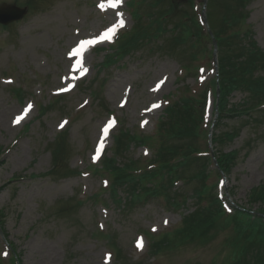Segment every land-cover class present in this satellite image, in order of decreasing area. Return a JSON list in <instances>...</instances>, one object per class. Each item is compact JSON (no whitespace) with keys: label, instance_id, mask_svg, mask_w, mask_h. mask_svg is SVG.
I'll list each match as a JSON object with an SVG mask.
<instances>
[{"label":"rangeland","instance_id":"374dc122","mask_svg":"<svg viewBox=\"0 0 264 264\" xmlns=\"http://www.w3.org/2000/svg\"><path fill=\"white\" fill-rule=\"evenodd\" d=\"M128 1L120 0L113 8L110 0H0V5L4 2L22 8L30 2L34 6L32 13L9 30L0 29V212L4 213L6 233V238L0 234L3 264L12 258L8 242L19 256V264H113L105 238L108 235L116 239L122 251V264H152L147 259L149 234L158 237L172 231L194 208L190 200L176 210L163 200L150 199L131 212H121L103 190L107 180L94 173L103 155H111L112 137L119 129L151 136L167 96L176 95L182 87L195 89L215 75L205 62L199 76L182 71L183 63L168 51L169 39L146 43L107 68L102 67L105 53L98 50L109 46L102 44L86 54L81 68L71 72L69 54L79 41L99 38L121 19L124 24L118 32L131 29ZM217 1L214 7L222 13L223 1ZM162 4L159 11H164ZM189 4L184 0L180 10L200 19L202 0L194 1V9ZM247 10L245 26L248 24L254 41L264 50V0H252ZM177 21L178 17L173 20ZM172 27L173 23L168 29ZM16 89L24 91L22 101L17 99ZM242 98L235 94L230 102L239 103ZM49 105L51 109L39 117ZM207 114L211 121L210 108ZM225 124L223 130H240L239 137L224 147L225 152L239 151V160L222 177L219 192L225 194L229 207H247L250 191L264 184V118L251 125L231 119ZM61 132H67L69 148L64 150L61 170L55 171L50 145ZM204 142L200 139V144ZM99 153L103 155L99 157ZM130 155L134 160L151 158L146 148L133 149ZM72 169L82 173L69 175ZM191 189L188 187L187 192ZM96 194L97 201H87ZM119 194L125 197L122 191ZM75 197L84 199V205L60 215L65 203ZM222 240L223 236L197 251L192 246L165 255L163 263L155 264H208L218 255L217 244Z\"/></svg>","mask_w":264,"mask_h":264},{"label":"trees","instance_id":"16d2710c","mask_svg":"<svg viewBox=\"0 0 264 264\" xmlns=\"http://www.w3.org/2000/svg\"><path fill=\"white\" fill-rule=\"evenodd\" d=\"M183 1L148 0L150 25L141 24V16L137 10L134 13L137 25L113 47L115 57L120 59L131 54L144 40L165 34L167 31L163 18H167L168 14L172 19L179 16L184 18V13L180 10ZM218 1H223V12L217 16L214 12L217 11L214 7L215 0H209L207 17L209 28L218 44L220 100L215 125L218 133H214L212 144L218 150L216 161L220 171L209 169L211 159L207 144H199L202 137L206 138L204 108L208 94L215 96L214 80L200 87L197 97L191 95L187 88L181 92L165 109L152 138L138 137L120 129L114 136L113 155L103 160L101 171L112 178L113 198L118 197L119 189L128 193V209L148 196L163 197L168 204L177 203L179 197L183 201L190 198L194 201L195 210L183 218L176 230L152 242L151 256H158L162 252L175 253L195 245L206 246L214 242L219 234L226 233L223 247L228 253L220 264H264V184L254 188L249 195L250 205L259 204L261 207L257 213L235 209L232 214H227L224 210L223 203L216 195V186L207 185L213 175L218 177L220 172H230L238 161V151H222L227 143L239 136L236 127L221 130L224 119L242 118L251 125L264 118V50L253 41L250 31H242L246 19L245 8L252 0ZM162 2L166 3L164 10L168 9V14L157 10ZM156 14L158 18L151 20ZM172 31L174 35L170 39L171 50L174 49L193 63L191 71L197 74L200 68L197 61L210 59L209 35L195 19H191L189 23L181 20ZM236 92L243 94L245 99L240 104L231 105L229 99ZM49 109L51 106L44 108L41 117ZM66 137L67 133H63L50 145L55 171H60L65 162ZM132 145L154 148V156L148 165L150 169L142 168L139 163L128 159L119 165L118 158L125 159ZM68 174L74 175L75 172L70 170ZM180 182L185 189L192 188L191 195L186 196L184 189L176 188V184ZM117 203L121 204V201L118 200ZM66 210L63 207L62 213H69L70 210ZM1 216L3 217L2 213ZM2 223L0 221V229L3 231ZM119 257L120 252L117 260L122 264ZM10 263L15 264L14 259Z\"/></svg>","mask_w":264,"mask_h":264},{"label":"snow or ice","instance_id":"6c2138e0","mask_svg":"<svg viewBox=\"0 0 264 264\" xmlns=\"http://www.w3.org/2000/svg\"><path fill=\"white\" fill-rule=\"evenodd\" d=\"M119 3H120V0H114V2H111V0H110L109 6L115 8V7H118ZM100 7H101V9H103L104 5L101 4ZM117 15L119 16L122 14L117 13ZM123 24H124V21L121 19L116 26L107 29L104 33L101 34V36L98 39H96V40H82L80 42L79 46L77 48L73 49V51L69 54L70 57L71 56H80L88 47L94 45L97 42H101L104 40L110 41L112 34H114V32L116 31V28L122 27ZM105 132H107V129H105Z\"/></svg>","mask_w":264,"mask_h":264},{"label":"water","instance_id":"95a60500","mask_svg":"<svg viewBox=\"0 0 264 264\" xmlns=\"http://www.w3.org/2000/svg\"><path fill=\"white\" fill-rule=\"evenodd\" d=\"M24 13H25V11H19L17 9H14L13 7L0 9V24L6 25V24L12 22L13 20H17Z\"/></svg>","mask_w":264,"mask_h":264}]
</instances>
